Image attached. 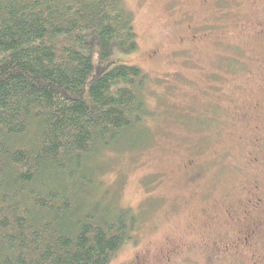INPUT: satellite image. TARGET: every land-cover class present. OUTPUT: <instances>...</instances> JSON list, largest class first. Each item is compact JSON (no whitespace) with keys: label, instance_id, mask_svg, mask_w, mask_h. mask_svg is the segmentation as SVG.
<instances>
[{"label":"trees","instance_id":"obj_1","mask_svg":"<svg viewBox=\"0 0 264 264\" xmlns=\"http://www.w3.org/2000/svg\"><path fill=\"white\" fill-rule=\"evenodd\" d=\"M138 49L124 0H0V264H110L133 240L138 217L90 189L147 133Z\"/></svg>","mask_w":264,"mask_h":264},{"label":"rangeland","instance_id":"obj_2","mask_svg":"<svg viewBox=\"0 0 264 264\" xmlns=\"http://www.w3.org/2000/svg\"><path fill=\"white\" fill-rule=\"evenodd\" d=\"M124 2L134 15L139 49L121 57L148 76L149 113L147 133L138 129L106 155L98 164L99 185L90 189L105 196L103 206L116 199L138 217L133 242L110 264L233 260L215 251L237 232L240 223L228 211L242 212L252 177L246 125L235 114L260 83L251 74L230 73L229 44L252 43L257 26L247 24L242 11L254 0ZM246 52L261 53L250 47ZM99 62L95 46L90 81Z\"/></svg>","mask_w":264,"mask_h":264},{"label":"flooded vegetation","instance_id":"obj_3","mask_svg":"<svg viewBox=\"0 0 264 264\" xmlns=\"http://www.w3.org/2000/svg\"><path fill=\"white\" fill-rule=\"evenodd\" d=\"M242 13L247 24L250 22L257 27L251 36L252 43L229 44V60L233 63L229 70L232 75H244L247 79L251 74L260 83L259 89L250 94L251 100L235 114L246 125L247 138H243V142L252 177L242 212L233 215L228 211L230 220L240 223L237 232L221 242L215 251L219 257L229 255L233 260L213 261V264H264V0H254ZM249 47L259 49L261 53L249 56L246 52ZM142 262L140 258L135 260V264Z\"/></svg>","mask_w":264,"mask_h":264}]
</instances>
